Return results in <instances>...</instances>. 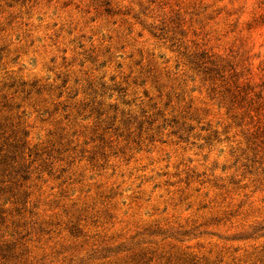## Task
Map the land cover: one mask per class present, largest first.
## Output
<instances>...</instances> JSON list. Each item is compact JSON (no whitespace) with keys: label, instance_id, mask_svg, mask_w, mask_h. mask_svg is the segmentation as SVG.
I'll use <instances>...</instances> for the list:
<instances>
[{"label":"rangeland","instance_id":"1","mask_svg":"<svg viewBox=\"0 0 264 264\" xmlns=\"http://www.w3.org/2000/svg\"><path fill=\"white\" fill-rule=\"evenodd\" d=\"M0 264H264V0H0Z\"/></svg>","mask_w":264,"mask_h":264}]
</instances>
